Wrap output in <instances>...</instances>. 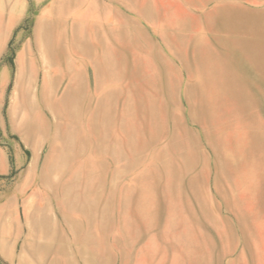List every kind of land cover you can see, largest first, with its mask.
<instances>
[{"label": "rangeland", "instance_id": "1", "mask_svg": "<svg viewBox=\"0 0 264 264\" xmlns=\"http://www.w3.org/2000/svg\"><path fill=\"white\" fill-rule=\"evenodd\" d=\"M56 5L0 0V264H264V0Z\"/></svg>", "mask_w": 264, "mask_h": 264}, {"label": "crops", "instance_id": "2", "mask_svg": "<svg viewBox=\"0 0 264 264\" xmlns=\"http://www.w3.org/2000/svg\"><path fill=\"white\" fill-rule=\"evenodd\" d=\"M19 1V0H18ZM54 2L57 4L56 7L54 8V10L51 8V10L47 9L45 10V13H49V12H53V14H62L61 8L59 7L60 4L63 2V0H54ZM20 2L18 4H14L13 5V9H16L18 11V9L16 8L17 5H19ZM24 9V8H23ZM49 10V11H48ZM15 11V10H14ZM20 11V10H19Z\"/></svg>", "mask_w": 264, "mask_h": 264}]
</instances>
